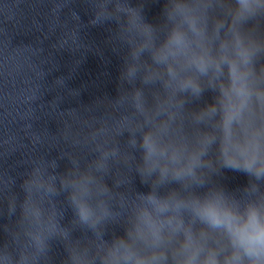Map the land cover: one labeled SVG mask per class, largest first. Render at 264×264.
Instances as JSON below:
<instances>
[{
	"label": "water",
	"instance_id": "95a60500",
	"mask_svg": "<svg viewBox=\"0 0 264 264\" xmlns=\"http://www.w3.org/2000/svg\"><path fill=\"white\" fill-rule=\"evenodd\" d=\"M176 4L190 7L202 40ZM236 9V0H0V264L5 249L11 264L21 255L23 264H103L124 245L157 257L151 264H182L192 248L200 261L215 252L223 264L230 241L195 215L192 201L219 198L239 213L264 206V174L243 167L253 156L264 160V103L257 98L264 93V9L247 19H237ZM176 26L222 74L191 66L174 78L152 62L150 53ZM238 47L249 51L247 65ZM177 61L184 56L168 63ZM229 61L248 73L251 95L226 130L221 86L229 87ZM188 76L199 95L180 89ZM146 132L166 150L158 158L169 166L163 178L159 168L146 169ZM192 157L194 175L174 177ZM149 193L172 207L157 214ZM73 196L91 205L92 220H80ZM145 208L163 222L158 239L136 231ZM177 220L183 226L174 231ZM187 230L193 244L186 250Z\"/></svg>",
	"mask_w": 264,
	"mask_h": 264
},
{
	"label": "clouds",
	"instance_id": "9594fccd",
	"mask_svg": "<svg viewBox=\"0 0 264 264\" xmlns=\"http://www.w3.org/2000/svg\"><path fill=\"white\" fill-rule=\"evenodd\" d=\"M236 5L235 17L237 19H247L254 16L257 10L264 9V0H236ZM174 7L183 14L188 31L202 40L204 32L198 26V19L191 13L190 7L181 4H176ZM190 43L185 31L179 26L173 27L166 36L164 43L150 53V58L153 63L165 64L168 74L174 78L177 76L178 68L183 71L191 66H194L201 74H206L210 66H214L216 73H223L221 64L213 60L206 50L196 53L192 51ZM133 55L136 56L137 53L134 52ZM178 55L184 56L183 62L177 61V66L175 67L173 64L168 63L169 58L175 61ZM237 55L245 65L249 63L250 54L247 49L238 47ZM224 59L226 57L222 56L221 60ZM227 67L229 87L225 88L221 86V92L228 101L226 105L228 115L225 119L226 130L233 116L237 115L240 109L247 104L251 95L247 80L248 73L241 72L235 61H229ZM129 75H134V69L129 70ZM179 87L182 91L191 89L197 95L202 91L199 84L191 76L180 80ZM233 94L239 100L238 104L233 102ZM137 96H140V94L137 93ZM257 98L264 103V93H258ZM141 147L144 150L143 160L147 171L151 172L159 168L161 177H165L169 172V166L168 164H160L158 158L166 156L167 153L164 148L159 147L153 133L146 132L143 134ZM170 159L173 163H177L179 157L173 152ZM227 161L233 167L237 164L231 157H227ZM196 162V157H192L186 167L173 169L174 177L179 178L185 174L194 175L193 165ZM243 167L247 172L254 171L257 178L264 174V160H260L256 156L246 159ZM71 199L75 204L76 213L82 222L87 223L93 219V208L86 200L78 199L75 196ZM146 199L153 206V211L157 214L165 213L172 207L168 200L158 198L152 193H149ZM180 206V203L175 205L177 209ZM191 207L192 211L202 222L207 223L213 228H221L226 233L232 247V252L229 256H225L223 264H264V206L257 207L250 205L244 213H239L225 207L221 200L217 198L205 199L203 202L193 200ZM138 219L140 224L143 225V228L137 226L136 231L138 234L142 236L144 229H147L153 237L159 238L163 222H158L154 219L152 212L145 208L141 210ZM167 223L172 225L173 219L169 218ZM182 226L183 221L177 220L173 230L175 231ZM185 235L187 242L184 248L187 250L191 248L193 241L190 230H187ZM117 243L123 245L122 240H119ZM124 247L125 251L123 252L118 247L110 251L104 257L103 264H121L122 261L124 264H151V260L158 259L153 256L150 260L133 253L126 245ZM198 256L199 249L192 248L189 255L182 261V264H221L215 252H210L202 261L198 259ZM245 257H247V261H245ZM3 259L6 261V264H11L13 260L12 254L7 249L3 253ZM24 260L25 257L21 255L17 264H23Z\"/></svg>",
	"mask_w": 264,
	"mask_h": 264
}]
</instances>
